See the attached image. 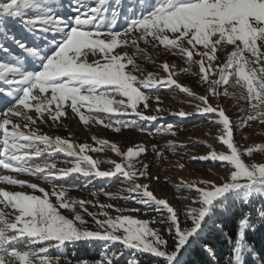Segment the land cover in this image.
<instances>
[{
	"label": "snow or ice",
	"instance_id": "snow-or-ice-1",
	"mask_svg": "<svg viewBox=\"0 0 264 264\" xmlns=\"http://www.w3.org/2000/svg\"><path fill=\"white\" fill-rule=\"evenodd\" d=\"M121 22L123 27H118ZM141 42L179 56L189 65L184 72L195 66L193 75L207 85L206 94L197 96L179 85L173 78L175 65L167 62L161 65L166 79L153 73L138 79L133 73L142 71L136 63L145 53ZM130 48L135 49L131 55ZM221 51L227 52L222 63ZM157 86H176L198 100L196 114L210 116L211 123L221 126L218 138L227 146L226 151L217 152L208 145V155L193 157L222 162L227 173L218 181H182L177 186V191L190 193L183 219L167 199L154 195L148 184L137 182L141 177L159 179L150 175L149 164L141 159L148 151L146 146L122 152L112 144L122 162L108 161L113 170L100 171L102 161L86 154L100 148L24 130L37 120L47 122L45 114L58 121L67 115V109L87 125L82 111L87 109L108 114V123L98 121L106 128L120 132L130 127L152 135L147 124L159 117L145 115L139 106L150 108L151 97L141 88ZM230 88H239V94ZM225 96L247 105L241 109L244 115L238 125L219 101L216 105L210 102ZM129 114L135 119H126ZM174 115L186 118L192 113L181 110ZM252 122L264 126V0H0V169L13 173L0 175V183L43 193L41 197L0 187V205L11 209L12 217L0 210V264H60L61 257L49 255V249L77 242H102V258L94 264H140L129 252L149 254L157 258V264H199L192 259L196 252L204 254L205 264H264V245L257 248L249 239L258 230L264 232V160L246 163L242 158L264 154V142L244 152L234 142V130L251 127ZM173 129L166 124L154 131L175 135ZM175 147L169 143L173 151ZM152 151L165 159L158 145ZM57 152L72 158L65 161L70 167L58 168L54 160H34ZM73 173L102 178L119 174L129 184L123 191L130 198L155 206L165 215L159 221H142L127 215L113 218L105 211L104 219H98L85 207L89 201L65 198L74 186L57 181ZM19 175L52 182L56 203L43 187L18 179ZM100 207L112 209L114 205ZM60 209H68L73 218ZM84 214L92 217L95 229L77 226V221L88 224ZM229 217L236 225L230 234L224 232L223 223ZM155 223L162 224L164 231L149 226ZM213 234L223 236L226 250L212 242ZM68 264L73 262L69 259Z\"/></svg>",
	"mask_w": 264,
	"mask_h": 264
},
{
	"label": "rangeland",
	"instance_id": "rangeland-1",
	"mask_svg": "<svg viewBox=\"0 0 264 264\" xmlns=\"http://www.w3.org/2000/svg\"><path fill=\"white\" fill-rule=\"evenodd\" d=\"M140 46L145 49V53L143 56H138L136 59V63L142 70L141 72L133 73L137 75L138 79L145 78L148 73L155 74L158 79H166L167 73L162 70L161 65L164 62H167L170 66L175 65L174 71L177 74L173 78L177 80L179 85L190 88L197 96L206 94L207 85L201 83L199 79L196 81L197 85L194 86L185 80H191V78H193V69L190 72L182 71V69L188 68L189 65L179 56L166 52L162 46L159 48H153L150 45H144L143 42L140 43ZM128 51L131 55L135 52V49L130 48ZM218 57L219 62L222 63L226 61L227 52H219ZM196 59H198V57H196ZM128 67L131 69L130 65ZM163 88L165 87L157 86L154 89L165 91ZM141 90L144 91L143 88H141ZM229 91H235L237 95L240 92L239 88H230ZM160 92L156 95L146 92V94L151 97L149 100L150 108L144 110L143 105L141 104L139 106V110L144 111L145 115H157L159 117L157 120L159 127L166 124H172L174 126L173 130L175 135L155 133V131H153L152 135H149L148 132H142L139 129L130 127L121 128L120 132H116L114 128H106L103 124L98 122L99 120H104L105 123H108V115L97 113L95 111H89L87 109H82L85 117L89 121L87 125L80 120L77 114L73 113L70 109H67V115L60 118L58 121L53 122L51 118L45 114L44 120L47 122L42 123L40 120H37L35 125H32L30 128L24 130L26 132L35 131L39 135H47L53 138L59 136L64 139H69L75 144H88L93 149L100 148V151H86V154L91 156L94 160L102 161V163L98 166L100 171L113 170L114 166L108 161L115 160L117 162H122V158L111 148L112 144L119 147L122 152H126L128 148H135L137 145L146 146L148 151L142 155L141 159L144 163L149 164L150 175L153 177L158 175L159 179H146L141 177L137 182L141 184H148L149 190H151L154 195L158 198L167 199L174 208L181 212V217L183 219L182 212L188 204L186 197L189 196L190 193L187 190L177 191V186L182 181L199 182L203 179L218 181L219 177H222L227 173V169L223 167L222 163L219 161L193 159V157L199 158L208 155L211 151V149L208 148V145H212V149H215L217 152L226 151L227 146L223 145L219 140L218 137L221 126L211 123L210 121L212 117L204 116L203 118L196 120L199 116H202L196 114L198 111L197 105L200 104L198 100L183 93L176 86H174V89L172 91L170 90L168 94H161ZM156 97H159V100H157ZM117 99H119V97ZM218 101L220 107H222L230 119L238 125L240 118L244 115L241 111L243 108V101L238 102L234 96H225L220 98L213 97L210 99V102L213 105H216ZM157 106L163 110L156 112L155 109ZM181 110L186 113H192V115L188 116L187 120L174 115V113ZM130 116L135 115L129 114L127 116L128 120ZM33 118L36 119L35 116ZM196 121L197 123H194ZM185 122H188L191 125H186L184 124ZM99 140H106L109 143L100 145L97 143ZM170 142L176 146L174 151L169 148ZM234 142L241 148L242 152H244L249 146L264 142V126H261L258 122H252L251 127L245 126L243 128H236L234 130ZM153 145H158L162 149L165 157L164 160H160L156 153L152 151ZM55 154L56 153L52 155ZM61 155L62 157L60 156L51 159H55L54 161L57 162L58 168L70 167L71 165L65 163V161L72 158L67 157L66 154L63 153H61ZM242 158L245 159L246 163L260 162L261 160H264V154L254 153L253 157H248L245 154ZM179 164H183L184 167L180 168L178 166ZM137 167H139V165H137ZM73 174L68 177L73 176ZM4 175H13V173L8 171ZM117 176L118 180H115V182L103 183L100 182V178L102 179V177H96L93 175V177H96V182L94 183L90 181V178L93 177H85L81 174V176H78L76 180L72 181L74 184L72 186L74 187L69 188L65 198L70 200L89 201L90 203H87L85 207L88 212L96 214L98 219H104L102 213L105 211H107L113 218L117 215H127L142 221H159L163 218L165 213L156 209L155 206H145L130 198L128 194L123 191V189L129 187L128 182L123 177L119 176V174H117ZM17 178L27 180L29 183H36L40 187H43L45 191L49 193V199L52 203H56V197L51 195L52 182L39 179L35 176L19 175ZM64 182L66 183V181ZM0 187L9 191H24L29 194H35L43 197V193H40L39 191L33 192L32 189L26 186L24 188H20L19 186L0 183ZM105 193L115 194L120 198L110 199L109 196L105 195ZM106 204H112L114 205V208L106 209L100 207V205ZM116 208L124 210L139 208L141 211H122L118 213L115 211ZM0 210L7 214L9 218H12L11 209L4 208L3 205H0ZM60 211L61 214L67 216L68 218H73V214L68 209H60ZM84 218L88 221V224L80 225L77 221L76 223L78 227L82 229L96 228L91 216L84 214ZM149 226L160 228L162 232L164 231V226L160 223L150 224ZM83 243L84 242H77L76 244ZM73 245L74 244H66L61 248L53 247L49 249V253H52L50 255L53 257L60 256V264H68L69 259L73 262V264H76V261L72 259V256L68 255V247L71 246L74 249L75 247H73ZM66 252L68 253L66 254ZM132 255L137 257L141 254L134 253ZM143 256L151 255L145 253ZM89 264L93 263L89 262Z\"/></svg>",
	"mask_w": 264,
	"mask_h": 264
},
{
	"label": "trees",
	"instance_id": "trees-1",
	"mask_svg": "<svg viewBox=\"0 0 264 264\" xmlns=\"http://www.w3.org/2000/svg\"><path fill=\"white\" fill-rule=\"evenodd\" d=\"M192 69H193V72H195L197 70L195 68V66H193ZM194 76H192L193 78H191V80H187L185 78H183V79H185L189 84L191 83L194 86V85H197V82L196 81L199 79L198 76H196V75H194ZM194 79H196V80H194ZM163 89H165V91L155 90V89L148 90V89H144L143 88V90L145 92H147L149 94H152V95H156L160 91H161L160 92L161 94L162 93L168 94L170 90L172 91L174 89V86L165 87ZM246 107H247V105L243 101V108H246ZM203 117H204V115L199 116L196 120H199V119H201ZM125 118L127 119L128 117L126 116ZM131 119H135V116H130L129 120H131ZM182 119L187 120V117L186 118H182ZM194 123H197V121L194 122ZM184 124L191 125L188 122H185ZM147 127L150 130L154 131L155 128L159 127L158 126V122L157 121L150 122V123L147 124ZM57 154L58 155H55V156L54 155L49 156L48 153H45V154H43L39 158H34V160L36 162H41L44 159H48V160L51 161V160H53L51 158H57V157H59V155L61 153L57 152ZM61 157H62V155H61ZM220 163H222V162H220ZM78 176H81V174L75 173V175H73L71 177H68L66 180H64V181H66L65 185H67V184L68 185H74L72 183V180L73 181L76 180L78 178ZM115 180H118V176H115L113 178H110V177L104 178V179H101L100 178V182H103V183L113 182V181L115 182ZM60 181H62V180H60ZM60 181H57V183L63 184L64 181L63 182H60ZM90 181H92V182L95 183L96 182V177L90 178ZM223 223H224V232L225 233H229V234L234 230V228L236 226L235 225V220L233 218H231V217L225 219ZM210 239L212 240L213 243L220 244L222 246V248L224 250H226L227 245L224 242V238H223L222 235H220V234H213L210 237ZM249 239H250V242L251 243H253L257 248H259L262 245H264V232H261V231L258 230L256 233L250 234ZM117 246H119V245H117ZM73 247H75V248L73 249L71 246L68 247L69 248V250H68L69 254L68 255L69 256H72V259L75 260V261H84V260H87L88 262H92L94 264V262L100 260L102 258V255H103V253H102V247H103L102 242H90V243L84 242L83 244H74ZM68 252H66V254ZM134 253L135 252H129V253H127V255H132ZM50 254H52V253H49V255ZM63 256H65V255H63ZM137 258H138L140 264H157V258H152L151 256H143V254H141V255L137 256ZM192 259L194 261L199 262V264H205V260H206L204 254L202 252H196L193 255ZM221 264H222V261H221Z\"/></svg>",
	"mask_w": 264,
	"mask_h": 264
},
{
	"label": "bare ground",
	"instance_id": "bare-ground-1",
	"mask_svg": "<svg viewBox=\"0 0 264 264\" xmlns=\"http://www.w3.org/2000/svg\"><path fill=\"white\" fill-rule=\"evenodd\" d=\"M87 116V115H86ZM92 116V115H91ZM99 117V116H98ZM99 119V118H98ZM94 120V119H93ZM91 123H92V121H91Z\"/></svg>",
	"mask_w": 264,
	"mask_h": 264
}]
</instances>
